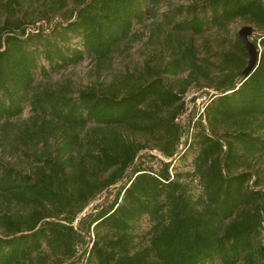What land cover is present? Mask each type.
Instances as JSON below:
<instances>
[{
  "label": "trees",
  "instance_id": "16d2710c",
  "mask_svg": "<svg viewBox=\"0 0 264 264\" xmlns=\"http://www.w3.org/2000/svg\"><path fill=\"white\" fill-rule=\"evenodd\" d=\"M158 1L51 0L57 9L70 2L74 10L49 39L42 30L28 32L26 25L34 23L16 17L24 0L1 5L0 127L9 126L7 120L29 101L38 133L28 134L24 124L18 131L31 142L55 138L60 144L30 174L0 171V199L24 210L0 213V264H264V167L233 172L246 155L264 151V137L255 135L264 129V0H195L174 26L179 34L197 36L210 28L225 31L241 19L261 34L252 42L258 64L247 78L242 72L248 57L237 36L235 52L223 55L221 75L195 88L208 96L195 122L196 111L188 112L185 102L195 94L187 90L200 70L191 46L168 67L146 65L148 76L123 96L85 89L76 97L57 91L27 97L39 48L55 68L76 64L84 54L105 61L132 23L143 19L144 6ZM73 39L81 50L59 46ZM184 71L181 87L164 85L163 74ZM187 113L191 136L177 121ZM88 125L94 127L81 136ZM125 134L150 139L157 155L142 154L145 145ZM194 148L190 176L199 197L174 169ZM125 179L109 206L74 226L98 194ZM145 217L148 245L134 251L133 232Z\"/></svg>",
  "mask_w": 264,
  "mask_h": 264
},
{
  "label": "rangeland",
  "instance_id": "374dc122",
  "mask_svg": "<svg viewBox=\"0 0 264 264\" xmlns=\"http://www.w3.org/2000/svg\"><path fill=\"white\" fill-rule=\"evenodd\" d=\"M194 1L159 0L154 5H145L146 13L143 19L140 22L132 23L128 36L115 46L105 61L99 62L84 54L76 64L55 68L44 58V48H39L42 54L38 57L37 68L33 74V88L27 97L29 98L32 94L40 95L45 91L63 92L69 97H76L80 91L85 89L107 91L123 96L126 92L131 91L142 77L148 76L145 72L146 65L154 70L168 67L172 60L182 55L186 46L192 47L196 57L195 62L200 69L193 74V79L196 82L189 86L188 93H196L198 90L195 88L198 85L207 87L206 84L209 80H216L224 71L223 55L235 52L234 40L241 28L252 27L253 33L249 38L252 42L261 34L254 25L241 19L229 23L225 31L210 28L202 35L197 36L179 34L174 26L184 18L187 7ZM5 2L6 0H0V25L6 15L1 7ZM50 2L51 0H24L16 17L23 19L25 23H34L26 25L28 32L33 33L39 29L42 30L45 38L49 39L53 30L60 29L73 19L71 17L74 10L73 4L67 2L64 8L57 9ZM59 46L63 49L69 47L81 50L78 39L67 43L59 42ZM262 50L264 48L259 46V51ZM187 77V71L162 75L164 85L174 90L181 87ZM7 121L9 126L0 127V171L2 168L8 167L21 174H30L36 167L43 164L40 160L47 152L55 154L59 148L60 142H57L55 138H50L47 144L39 138L31 142L29 138L18 131V127L21 129L24 124L28 134L38 133L36 127L31 124L33 119L29 101L23 103V110L19 116ZM93 127V125H88L81 136ZM255 135L264 137V129H256ZM124 137L129 141L145 145L142 154L157 155L150 139L128 134H125ZM195 153V148L189 151L183 160L176 162L174 169L185 176L184 179L191 192L195 197H199L200 187L197 181L190 176ZM242 161L241 166L234 169V173L256 172L264 167V151L254 152L251 156L246 155ZM126 181V179L120 181L98 194L77 216L74 226L78 227L80 219H87L89 215H94L101 208L109 206ZM18 212H24L23 208L0 199V213L15 214ZM133 233L134 251L141 250L148 245L150 222L147 217L141 220ZM0 236H2L1 228ZM261 241V243L264 242V233ZM81 250L82 248H80Z\"/></svg>",
  "mask_w": 264,
  "mask_h": 264
},
{
  "label": "water",
  "instance_id": "95a60500",
  "mask_svg": "<svg viewBox=\"0 0 264 264\" xmlns=\"http://www.w3.org/2000/svg\"><path fill=\"white\" fill-rule=\"evenodd\" d=\"M253 33V29L250 26L241 28L238 32V40L246 51L248 57V63L242 72V78H247L257 67L259 53L255 45L250 41V36Z\"/></svg>",
  "mask_w": 264,
  "mask_h": 264
},
{
  "label": "built area",
  "instance_id": "2783aa9c",
  "mask_svg": "<svg viewBox=\"0 0 264 264\" xmlns=\"http://www.w3.org/2000/svg\"><path fill=\"white\" fill-rule=\"evenodd\" d=\"M209 94H215V92H211L209 91ZM195 99V102L193 103L191 100L192 99ZM207 94H202V93H195L194 95H192L191 97H187L185 99V102L188 104V112L192 111L193 109H195L196 111V116L195 118L193 119V122H195V120L200 116V115H203L204 113V110H205V106H206V102H207ZM188 114L187 113L186 115L184 114L183 116H180L177 118V121H180L181 124L184 126L185 129H187L188 131V136H191V133H193V130H192V126H189L188 127V120H187V117H188ZM187 135H184L183 136V139L182 141L186 138ZM190 140V139H189ZM182 147V145H180V148ZM164 160V159H162ZM167 162V160H164Z\"/></svg>",
  "mask_w": 264,
  "mask_h": 264
}]
</instances>
